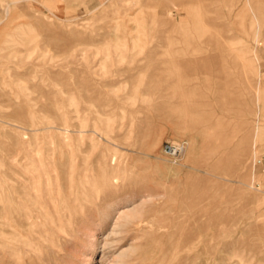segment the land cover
Segmentation results:
<instances>
[{"label": "rangeland", "instance_id": "obj_1", "mask_svg": "<svg viewBox=\"0 0 264 264\" xmlns=\"http://www.w3.org/2000/svg\"><path fill=\"white\" fill-rule=\"evenodd\" d=\"M13 1L0 0V178L17 142L36 144L32 159L65 171L73 225L18 263L264 264V0ZM112 205L146 225L103 247Z\"/></svg>", "mask_w": 264, "mask_h": 264}, {"label": "bare ground", "instance_id": "obj_2", "mask_svg": "<svg viewBox=\"0 0 264 264\" xmlns=\"http://www.w3.org/2000/svg\"><path fill=\"white\" fill-rule=\"evenodd\" d=\"M17 0H14L13 2H15ZM156 1V0H155ZM166 1V0H165ZM174 1V0H173ZM178 3L181 1L176 0ZM175 1V2H176ZM201 1V0H200ZM19 2V1H18ZM17 2V3H18ZM83 2V1H82ZM172 2V0H171ZM182 2V1H181ZM189 2V1H188ZM187 2V3H188ZM193 2V1H191ZM190 2V3H191ZM163 3V2H162ZM166 3V2H165ZM176 4L175 7L174 5H172L174 8L178 7V5L181 4V6H185L182 5V3L180 4ZM185 1V4H187ZM197 3V0H196ZM110 4V3H108ZM173 4V2H172ZM112 5V4H111ZM162 5V4H161ZM167 5V4H166ZM191 5V4H190ZM199 5V4H197ZM6 6V5H5ZM83 6V5H82ZM188 6V5H187ZM186 6V9L188 8ZM192 6V5H191ZM195 6V4L193 5ZM104 7V6H103ZM190 7V6H189ZM199 6H197L198 8ZM102 8V7H101ZM100 8V10H101ZM180 8V6H179ZM183 8V7H182ZM194 11H195V7ZM192 8V9H193ZM200 8V7H199ZM98 9V8H97ZM163 9V8H161ZM177 9V8H176ZM185 9V7H184ZM192 9H187L188 11H192ZM6 10V9H5ZM85 10V9H84ZM106 10V9H105ZM165 10V9H164ZM169 10V9H168ZM200 10H202L200 8ZM208 10V9H207ZM98 11V10H97ZM103 11V10H102ZM170 11V10H169ZM186 12V10H184ZM190 11V13H191ZM197 11V10H196ZM6 15V11H4ZM193 12V11H192ZM201 13V11H199ZM206 12V11H205ZM204 12V13H205ZM91 13V12H90ZM177 13V12H176ZM187 13V12H186ZM207 13V12H206ZM100 14V13H99ZM168 14V13H167ZM188 14V13H187ZM192 14V13H191ZM195 14V13H194ZM193 14V15H194ZM197 16L199 15L198 13H196ZM209 12L206 14L208 15ZM87 15V13H86ZM84 15V16H86ZM94 15V14H93ZM210 15V14H209ZM208 15L207 18H209L210 16ZM213 15V14H211ZM44 16V15H43ZM83 16V17H84ZM168 16V15H167ZM189 18V15H187ZM193 17L192 19L195 20V18L197 17ZM46 17V16H45ZM44 17V18H45ZM88 17V16H87ZM170 17V16H169ZM192 17V16H191ZM214 16H212L213 18ZM76 18V17H75ZM93 18V17H92ZM172 18V17H171ZM206 18V19H207ZM210 17V19H212ZM215 18V17H214ZM32 19V18H31ZM46 19V18H45ZM81 19V18H80ZM94 19V18H93ZM197 19H199V16L197 17ZM196 19V20H197ZM204 19H205V15H204ZM69 20V19H68ZM67 20V21H68ZM74 20V19H73ZM83 20V19H82ZM90 20V17H89ZM89 20L87 22H89ZM136 20V19H135ZM193 20V22H194ZM3 21V20H2ZM64 21V20H63ZM75 21V20H74ZM92 21V20H90ZM198 21V20H197ZM206 21V20H205ZM204 21V22H205ZM211 22V20H209ZM206 21V22H209ZM1 22V21H0ZM44 22V21H43ZM42 22V23H43ZM50 22V21H49ZM82 22V21H81ZM41 23V26H42ZM47 24V22H45ZM52 23V22H51ZM65 23V21H64ZM79 23V22H78ZM195 23V22H194ZM193 23V24H194ZM44 24V23H43ZM87 24V23H86ZM192 24V21H191ZM202 25V23H200ZM199 24V25H200ZM252 24V22H251ZM49 25V24H48ZM53 25V24H52ZM65 25H68L65 24ZM71 25V24H70ZM77 25V23H76ZM81 25V24H80ZM179 25V24H178ZM189 26V24H187ZM186 25V26H187ZM198 25V24H197ZM208 25V24H207ZM46 26V25H45ZM194 26V25H193ZM196 26V24H195ZM21 27V26H20ZM48 27V26H47ZM67 27V26H66ZM174 27V26H173ZM180 27V26H179ZM252 28V26H250ZM255 27V26H254ZM27 28L32 29L29 25L23 26L21 29L19 28V30H23ZM44 28V27H43ZM54 28V27H53ZM176 28V27H174ZM204 28V27H202ZM256 28V27H255ZM25 29V30H27ZM48 30H51V26L47 28ZM69 29V28H68ZM177 29V28H176ZM175 29V30H176ZM195 29V28H194ZM201 29V28H200ZM205 29V28H204ZM17 30V29H15ZM33 30V29H32ZM45 30V28H44ZM54 30V29H53ZM72 35H74V32H76V30L72 29ZM183 30V29H182ZM185 30V29H184ZM203 29H201L202 31ZM251 30V29H250ZM30 31V30H29ZM56 30H54L55 32ZM178 31V30H177ZM193 31V29H192ZM197 31V30H196ZM26 32V31H25ZM28 32V31H27ZM32 32V31H31ZM70 32V33H71ZM175 32V31H174ZM184 32V31H183ZM188 31H186L187 34ZM16 33V32H15ZM34 33V32H33ZM33 33H31L33 35ZM50 33V31H49ZM53 33V32H51ZM57 34V33H56ZM76 34V33H75ZM184 35L185 32L183 33ZM18 35V34H17ZM23 35V34H21ZM26 35V34H25ZM24 35V36H25ZM28 35V34H27ZM55 35V33H54ZM70 35V34H69ZM30 35H28L29 38ZM36 36L33 35L31 36L32 38ZM47 36V35H46ZM51 36V35H50ZM58 36L55 35L54 37ZM71 36V35H70ZM176 36V34H175ZM178 36V35H177ZM189 35H187L188 37ZM180 37H182L183 39V35H181ZM254 37V36H253ZM60 38V37H59ZM167 38V37H166ZM27 39V36L26 38ZM63 39V38H62ZM176 39V38H175ZM202 39V38H201ZM200 39V40H201ZM31 40V39H30ZM28 40V41H30ZM172 40V39H171ZM170 40V41H171ZM180 40V38H179ZM190 40V39H189ZM189 40H187V42H189ZM199 40V42H200ZM168 41V40H167ZM174 41V40H172ZM181 41V40H180ZM183 41V40H182ZM185 41V40H184ZM198 42V43H199ZM176 41H175V45H176ZM183 43V42H182ZM181 43V44H182ZM190 43V42H189ZM189 43H186L185 45L188 46ZM192 43V42H191ZM191 43L189 45V47L191 46ZM174 44V43H173ZM184 44V43H183ZM182 44V45H183ZM193 44V43H192ZM179 45V44H178ZM216 45V44H215ZM196 46V45H194ZM219 47L220 50V46L216 45ZM173 47V46H172ZM184 47V45H183ZM186 47V46H185ZM188 48V47H187ZM223 48H225L223 46ZM176 49V48H175ZM186 49V48H185ZM189 49V48H188ZM247 49V48H246ZM166 50V49H165ZM179 51V49H177ZM194 50V49H193ZM193 50H191L190 52L193 53ZM3 51V50H2ZM163 51V50H162ZM167 51V50H166ZM165 51V53H166ZM185 51V50H184ZM249 51V50H248ZM181 52V51H180ZM180 52H176V56L178 57L177 53L180 55L179 57H181ZM220 52V51H219ZM253 52V51H252ZM174 53V52H173ZM183 53V51H182ZM222 53V52H221ZM168 54V53H167ZM190 54V53H189ZM215 54V53H214ZM150 55V54H149ZM166 55V54H165ZM194 55V53H193ZM198 54H196L197 56ZM222 55V54H221ZM174 55V57H176ZM182 56H184L182 54ZM195 56V55H194ZM217 56V55H216ZM156 57V55H155ZM169 57V56H168ZM178 57V58H179ZM189 57V56H188ZM210 57V56H209ZM136 58V57H135ZM138 58V57H137ZM152 58V57H151ZM171 58V57H170ZM194 58V57H193ZM216 58V57H215ZM219 58V56H218ZM131 59H134L133 57ZM137 60V59H136ZM177 60V59H176ZM221 60V59H220ZM190 61V60H188ZM195 61V60H194ZM142 63V62H141ZM219 64V63H218ZM186 65V64H185ZM139 67V66H138ZM214 66H212L213 68ZM220 68V66H218ZM215 68V67H214ZM217 69V68H216ZM174 70V69H173ZM184 75V74H183ZM170 77V76H169ZM183 77V76H182ZM173 78V77H172ZM184 78V77H183ZM259 98V97H258ZM168 103V102H167ZM168 105V104H167ZM171 106V105H170ZM173 106V105H172ZM178 106V105H177ZM176 106V107H177ZM26 111V110H25ZM24 111V112H25ZM32 116V114H31ZM34 117V116H33ZM34 121V120H33ZM58 121V120H57ZM10 125H14L18 128H22L24 130V132H22V139L25 137H30L31 134H29L28 129H26L25 127L22 126H17L14 123H9ZM40 123V122H39ZM49 125V124H47ZM53 125V124H52ZM261 125V123H260ZM34 127V126H33ZM58 130H63L62 128H57ZM67 131V130H64ZM70 132V131H69ZM31 133V132H30ZM35 133V132H34ZM33 133V134H34ZM46 133V132H44ZM65 133V132H64ZM79 134H82V131L77 132ZM35 135V134H34ZM60 135V133H59ZM36 136V135H35ZM34 136V138H35ZM28 143V142H27ZM257 146V145H256ZM13 151L12 152H16L18 153V156H21V158L14 159L13 161H15L13 164H11L10 161H7L4 165V169L2 172V177L0 178V264H4L7 262H10L12 264L14 263H18V261L21 260V252L28 256L33 252L34 255L39 256L41 253V249L37 248V243L41 242L43 243V245L45 243H47L50 246H53L54 244L52 243V239L53 237L56 239H60L59 237V233H63L65 234L67 232L68 227H73L72 222L70 221V213L68 212L69 210L67 209V207L65 206V195H67L66 193V182L67 179L65 178V171L62 170V178H59L58 175H51L49 170H48V164L47 162L44 160V158L42 157H38V159H32L30 157V155L32 153H36L39 154L40 150L37 148V145L35 144V146L30 143V144H25V143H21V142H17L13 147H12ZM255 150V149H254ZM10 151V149L8 150V152ZM61 153V152H60ZM35 156V154H34ZM51 156V155H50ZM6 158V156H5ZM17 160V161H16ZM51 161V160H50ZM4 163V162H3ZM53 167V166H52ZM14 173V174H13ZM1 176V175H0ZM69 178V177H68ZM69 181V180H68ZM82 181V180H81ZM98 181V180H97ZM96 181V182H97ZM112 181V180H111ZM70 182V181H69ZM78 182V181H77ZM74 184V183H73ZM72 184V185H73ZM90 185V184H89ZM74 186V185H73ZM87 186V185H86ZM75 187V186H74ZM74 189V188H73ZM254 190V189H253ZM75 191V190H74ZM258 192V191H257ZM74 194V192H73ZM70 197V195H69ZM157 197V196H156ZM78 199V198H77ZM159 199V198H158ZM157 199V200H158ZM75 200V199H74ZM72 200V201H74ZM68 201V200H67ZM144 204V203H143ZM141 204V205H143ZM73 205V203H72ZM110 207V206H109ZM112 209L113 213L115 212L116 217H115V221L113 222V226L110 229L108 235L106 236L105 240L102 243V246H106L109 245L112 242H109L108 240L112 239L111 236H115L121 232H123L124 229H127L129 226H133L136 228H141L144 225H146V221L143 219V212H140L137 208H132L128 211H118L116 209V207L112 205ZM73 212V211H72ZM74 214V212H73ZM80 215V214H79ZM74 217V216H73ZM82 217V216H81ZM107 217V215H106ZM105 217V218H106ZM107 222V221H106ZM105 223V219L103 222H101V225ZM67 226V227H66ZM130 228V227H129ZM70 231V230H69ZM68 231V232H69ZM226 236V235H225ZM205 237V236H204ZM210 237V236H209ZM110 238V239H109ZM89 252L90 254L93 253L95 247L97 246L98 242L97 239L95 237L94 233H91L89 235ZM210 239V238H209ZM55 241V240H54ZM111 241V240H110ZM204 241V240H203ZM56 242V241H55ZM114 242V240H113ZM181 242H183L181 240ZM190 243V241H189ZM207 243V242H206ZM241 243V241H240ZM184 244V243H183ZM210 244V243H209ZM212 244V243H211ZM41 245V244H40ZM47 245V247H48ZM180 245H182L180 243ZM205 244V248H207L209 250V248L211 247H207ZM213 245L214 241H213ZM212 245V246H213ZM262 245V244H261ZM238 246V245H237ZM241 246V245H240ZM259 246V245H258ZM263 246V245H262ZM47 247L45 248V250H47ZM239 247V246H238ZM260 247V246H259ZM264 247V246H263ZM240 248V247H239ZM256 248V247H255ZM52 249V248H51ZM184 249V248H183ZM203 249V248H202ZM264 249V248H263ZM201 250V249H200ZM257 250V248H256ZM207 251V250H205ZM212 251V250H211ZM211 251H209L211 253ZM43 252V251H42ZM186 252V251H185ZM204 252V251H203ZM252 252V251H251ZM260 252V251H259ZM44 253V252H43ZM183 253V252H181ZM194 253V252H193ZM207 253V252H205ZM209 253V254H210ZM173 254V253H172ZM185 254V253H184ZM183 254V255H184ZM187 254V253H186ZM199 254V252H198ZM197 254V255H198ZM32 255V254H31ZM45 255V254H44ZM188 255V254H187ZM194 255V258L195 256ZM206 255V254H205ZM208 255V253H207ZM172 256V255H171ZM186 256V255H185ZM203 256V255H202ZM201 256V257H202ZM259 256V255H257ZM32 257V256H31ZM127 257V254L125 253H120L117 256V263L116 264H127L128 262H124L123 259ZM177 257V256H176ZM175 257V258H176ZM180 257V256H179ZM33 258V257H32ZM39 261L42 262L44 260V258L38 257ZM91 257L88 258V260L86 261L87 264H90L91 261ZM172 259V258H171ZM179 259V258H178ZM163 260V259H161ZM180 260V259H179ZM179 260H177L176 262H178ZM175 261V259H174ZM182 261V259H181ZM209 261V260H208ZM26 262V261H25ZM36 262V261H34ZM131 262V261H130ZM157 262V261H156ZM162 261H160L161 263ZM173 262V261H172ZM175 262V263H176ZM180 262V261H179ZM20 263V262H19ZM18 263V264H19ZM159 263V261H158ZM205 263V261H204ZM39 264V263H37ZM86 264V263H85ZM152 264V263H151ZM155 264V263H154ZM162 264V263H161ZM178 264H193L192 261H182ZM207 264V263H206ZM209 264V263H208Z\"/></svg>", "mask_w": 264, "mask_h": 264}, {"label": "built area", "instance_id": "obj_3", "mask_svg": "<svg viewBox=\"0 0 264 264\" xmlns=\"http://www.w3.org/2000/svg\"><path fill=\"white\" fill-rule=\"evenodd\" d=\"M182 150L183 147L180 144H166L163 148V152L168 156H177Z\"/></svg>", "mask_w": 264, "mask_h": 264}]
</instances>
